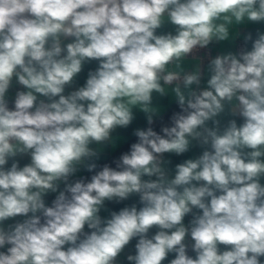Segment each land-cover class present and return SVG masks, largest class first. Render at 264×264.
<instances>
[{"label":"clouds","instance_id":"1","mask_svg":"<svg viewBox=\"0 0 264 264\" xmlns=\"http://www.w3.org/2000/svg\"><path fill=\"white\" fill-rule=\"evenodd\" d=\"M0 264H264V0H0Z\"/></svg>","mask_w":264,"mask_h":264},{"label":"crops","instance_id":"2","mask_svg":"<svg viewBox=\"0 0 264 264\" xmlns=\"http://www.w3.org/2000/svg\"><path fill=\"white\" fill-rule=\"evenodd\" d=\"M95 65H90V66H87V67H94ZM87 67L85 69V72L82 73L79 77H78V83L79 84H83L84 80H85V77H86V71H87ZM146 125V122H145V119L143 117V115H138L137 116V119L134 121L133 125L127 129V130H121L120 134L125 138L124 140H121V141H118L117 142V148L112 150V149H109L105 152V154L101 157V161L100 162H103L105 160H108V159H111L114 154L119 151L121 148H123L126 144H128L132 139H134L135 137H133L131 135V132L132 130L135 128V127H143ZM192 153H189L188 155H191ZM182 158H173L174 162H179ZM27 160H22L21 163H26ZM87 173L84 172V171H81L80 173L77 174V177L76 178H79V176H85ZM54 198V194L53 195H50L47 199L48 201L50 202L51 199ZM136 199V198H133V200ZM131 201L127 202V203H130ZM110 208H113L115 210H118L120 207H122L123 205H115V204H109L108 205ZM186 221H187V218H186Z\"/></svg>","mask_w":264,"mask_h":264},{"label":"trees","instance_id":"3","mask_svg":"<svg viewBox=\"0 0 264 264\" xmlns=\"http://www.w3.org/2000/svg\"><path fill=\"white\" fill-rule=\"evenodd\" d=\"M134 140H135V138L132 139L130 142H133ZM130 142H129V143H130ZM129 143H128V144H129ZM128 144H126L123 148H121L119 151H117V152L114 154L113 157H116V156H118L121 152L126 151L127 148H128ZM113 157H112V158H113ZM112 158H111V159H112ZM111 159L105 160V161H103V162L110 161ZM103 162H101V163H103ZM89 175H90V174L87 173L85 176H89Z\"/></svg>","mask_w":264,"mask_h":264}]
</instances>
